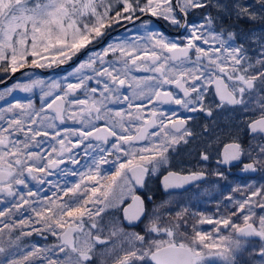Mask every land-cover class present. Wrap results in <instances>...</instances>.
<instances>
[{
  "label": "snow or ice",
  "instance_id": "obj_1",
  "mask_svg": "<svg viewBox=\"0 0 264 264\" xmlns=\"http://www.w3.org/2000/svg\"><path fill=\"white\" fill-rule=\"evenodd\" d=\"M0 264H264V0H0Z\"/></svg>",
  "mask_w": 264,
  "mask_h": 264
},
{
  "label": "flooded vegetation",
  "instance_id": "obj_2",
  "mask_svg": "<svg viewBox=\"0 0 264 264\" xmlns=\"http://www.w3.org/2000/svg\"><path fill=\"white\" fill-rule=\"evenodd\" d=\"M62 74L60 72V70L57 71V77L58 75ZM21 95V94H20ZM22 96V95H21ZM39 102V101H38ZM216 178H210L209 181L207 182H199V187H196V186H191L190 188L184 190V191H181V192H175V195L176 194H186V193H191V192H194V191H200V192H203L202 196L199 197V198H193L191 199L192 203L195 204L197 207H199L200 209H211L212 207H214V203H215V198L216 197H219V196H216L215 194L212 195L211 192H208L212 186V188H216L218 191H221L222 189L226 190L225 191V194L228 193V191L230 190V187L231 186H234L235 184L237 183H242V179H241V174L238 173V172H234L232 174L229 175V179L228 181H217L215 183V186H213V181H215ZM211 188V189H212ZM151 189L154 193V195L156 196L157 199H163L165 197L168 196V193L164 192L162 189L159 188L158 184L153 182L151 184ZM221 192H219V195H220ZM211 194V202L210 204H207L208 202L206 201H202L203 197H208V195ZM196 199V200H195ZM202 202V203H201ZM207 204V205H206ZM203 207V208H202ZM40 241V238L37 237ZM31 239H34V237H32Z\"/></svg>",
  "mask_w": 264,
  "mask_h": 264
},
{
  "label": "rangeland",
  "instance_id": "obj_3",
  "mask_svg": "<svg viewBox=\"0 0 264 264\" xmlns=\"http://www.w3.org/2000/svg\"><path fill=\"white\" fill-rule=\"evenodd\" d=\"M21 95L23 96V95H25V94H21ZM211 188H212V186H211ZM211 188H210V190H209L208 192H211L212 195L215 194L216 196L219 195V192H223V193L225 194V191H226V190H224V189H222L221 191H218L216 188H212V189H211ZM212 195L209 194L208 197H211ZM189 198L192 199L193 197H187V198H185V199H184L183 197H181V199H184V200H182V201H187ZM204 198H205V196H204ZM217 198H218V197H216L215 199H217ZM176 199H179V200H180V198H176ZM29 239L31 240V238H29ZM33 241H38V239H33ZM40 243H44V241L40 240Z\"/></svg>",
  "mask_w": 264,
  "mask_h": 264
},
{
  "label": "water",
  "instance_id": "obj_4",
  "mask_svg": "<svg viewBox=\"0 0 264 264\" xmlns=\"http://www.w3.org/2000/svg\"><path fill=\"white\" fill-rule=\"evenodd\" d=\"M57 70H37V72H40L42 74H50V73H54ZM9 83H11V81H9Z\"/></svg>",
  "mask_w": 264,
  "mask_h": 264
}]
</instances>
